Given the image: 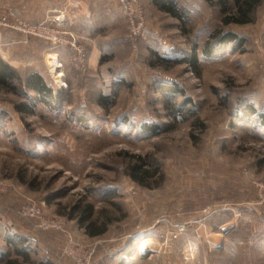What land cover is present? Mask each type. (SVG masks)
Masks as SVG:
<instances>
[{
	"label": "rangeland",
	"instance_id": "1",
	"mask_svg": "<svg viewBox=\"0 0 264 264\" xmlns=\"http://www.w3.org/2000/svg\"><path fill=\"white\" fill-rule=\"evenodd\" d=\"M136 1L143 37H131L115 0L96 12L99 53L88 6L60 10L62 24L0 12L65 41L0 27L19 74L62 94L21 115L13 103L25 99L0 91V264H72L65 250L92 253L89 264H264V0L248 24H225L234 0L225 11L219 0H173L181 20ZM227 33L236 40L222 42ZM135 164L143 186L129 176ZM30 205L38 215L20 217ZM86 207L103 234L79 222Z\"/></svg>",
	"mask_w": 264,
	"mask_h": 264
},
{
	"label": "trees",
	"instance_id": "2",
	"mask_svg": "<svg viewBox=\"0 0 264 264\" xmlns=\"http://www.w3.org/2000/svg\"><path fill=\"white\" fill-rule=\"evenodd\" d=\"M263 0H234V10L235 12L232 16H227L224 19L225 24H248L251 22V15L255 13L257 8L260 6ZM154 4L159 7L162 12L169 14L170 16L181 20L182 16L180 14L179 9L176 8V4L173 0H153ZM219 3L222 5V11H225V0H219ZM236 40V37L227 33L223 37H221L222 42H233ZM240 41V40H239ZM208 47V46H207ZM210 49L206 48L203 51L204 54H208ZM188 62L190 65L195 66L197 61V56L195 49H193V53ZM170 90H177L173 87ZM0 91L7 92L15 97L24 98L25 100H21L19 102L13 103V110L18 114H32L34 112V108L37 103H41L45 106H48L55 100H58L61 97V93H55L51 87H49L44 78L37 72L27 73L24 77H22L19 72L13 67L9 66L0 58ZM33 95H30V94ZM103 97H98V103L103 104ZM243 111L249 116L252 117L256 115L255 109L251 106H245ZM258 120L260 124L264 127V115L257 114ZM157 126H149L143 127V130L146 129V132L151 134L156 133ZM147 175V171L143 170L140 165H132L130 167V178L137 184H144V178ZM92 218L91 210L86 207L82 210V213L79 218L80 223L88 224V234L90 236H97L103 234L105 231L104 227L97 228L93 227L90 220ZM15 248V247H14ZM16 254H20V249H14Z\"/></svg>",
	"mask_w": 264,
	"mask_h": 264
},
{
	"label": "crops",
	"instance_id": "3",
	"mask_svg": "<svg viewBox=\"0 0 264 264\" xmlns=\"http://www.w3.org/2000/svg\"><path fill=\"white\" fill-rule=\"evenodd\" d=\"M114 2L115 0H0V12L10 8L16 10L21 17L31 22H39L51 18L53 22L59 21L62 24L65 20L60 15V10L76 11L75 14L79 15L80 10H86L88 6V16H85L88 17V42H91V53H99L96 51L98 47H96V38L93 34L96 32L97 26L101 24L102 16L96 12L109 9L110 4ZM6 37L0 36V58L17 70L19 68L17 61L20 60L9 51L10 48H7L5 44L7 41ZM31 49L36 48L31 46ZM36 51L38 53H49V51L45 52L41 48L36 49Z\"/></svg>",
	"mask_w": 264,
	"mask_h": 264
},
{
	"label": "built area",
	"instance_id": "4",
	"mask_svg": "<svg viewBox=\"0 0 264 264\" xmlns=\"http://www.w3.org/2000/svg\"><path fill=\"white\" fill-rule=\"evenodd\" d=\"M121 10L123 14L125 15V18L128 21L129 30L131 37L133 39H138L140 37H143L144 33V24H143V12L136 0H119ZM10 17H13L10 15ZM16 25H11L9 21V16H2L0 17V27L6 28V29H12V30H18L22 34L27 36L37 35L41 38H44L51 43H59V42H65L60 39L57 32H54V30H49L45 28L44 26H26L24 24H21L19 20H15ZM68 43V42H67ZM71 45L75 44V41L70 42ZM4 184L0 180V194L3 191ZM259 192L262 194V201L264 202V186L262 184L258 187ZM34 205L27 206L25 209H23L21 212L18 213V215L22 218L30 216V212H34V214L38 215V211L33 208ZM30 207V208H29ZM33 216V215H32ZM52 222V221H51ZM52 225H48L46 222L42 221L40 224V228H48V227H56ZM65 254L67 256H70L72 259V264H89L92 253H88L87 251L84 252L83 255L75 254L71 251L65 250Z\"/></svg>",
	"mask_w": 264,
	"mask_h": 264
},
{
	"label": "bare ground",
	"instance_id": "5",
	"mask_svg": "<svg viewBox=\"0 0 264 264\" xmlns=\"http://www.w3.org/2000/svg\"><path fill=\"white\" fill-rule=\"evenodd\" d=\"M147 246V245H146Z\"/></svg>",
	"mask_w": 264,
	"mask_h": 264
}]
</instances>
